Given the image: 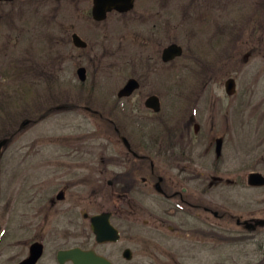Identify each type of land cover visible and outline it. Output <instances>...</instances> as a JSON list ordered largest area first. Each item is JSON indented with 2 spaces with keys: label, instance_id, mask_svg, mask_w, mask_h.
Returning <instances> with one entry per match:
<instances>
[{
  "label": "flooded vegetation",
  "instance_id": "af4514ba",
  "mask_svg": "<svg viewBox=\"0 0 264 264\" xmlns=\"http://www.w3.org/2000/svg\"><path fill=\"white\" fill-rule=\"evenodd\" d=\"M70 1L92 3L89 11L80 12L84 15H79L64 28L67 62H73L77 53L80 57L77 70L80 82L73 85L77 98L75 104L78 105L52 107L41 116L25 120L31 121L29 125H36L50 115L83 109L102 121L99 130L106 135L110 144L116 146L120 139L126 147V139L128 152L115 153L111 150L112 153H87L85 136L78 134L77 138H68L70 143L64 145L67 153L59 155L65 158V163L57 166L49 163L47 175H43V171L36 173L55 180L49 184L37 177L33 182V198L36 202L40 198L46 199L43 203L45 211L43 217L39 213L34 217V214L33 233L24 244L28 251H22L17 256V264L31 257L33 246H38L41 253L34 264H76L77 261L87 264L86 257L78 254L77 250L92 252L109 264H120L118 257L113 256L109 249L118 252V246L135 238L134 230L136 224L143 220L142 217L151 215L150 209L144 208L145 205L140 206L132 201V196L140 193H148V199L159 204V212L156 214L158 218L153 223V219H146L144 225L156 230L164 229L167 233L158 234L162 239L158 243L144 239L147 248L140 260L139 251L130 247L124 249L123 264H191L196 260L199 250L195 243V237L199 233V213L207 215L205 224L208 227L207 231L200 233L211 240L229 238L227 243L230 244L231 241H241L261 231L262 227H257L256 221L233 216L236 227H245V230L238 233L236 238L228 237L218 230L222 224H218L216 228V224L211 221L212 217L222 223L232 220L226 204L222 208H215V194L238 192L246 187L264 188L249 185L248 178L251 174L260 173L264 176V173L253 170L251 164L240 159L244 153L247 155L246 144H254L257 150L258 146L264 147V91L256 88L248 90L243 79L246 75L244 77L239 73L228 77L224 91L218 90L219 85L216 84L220 72L225 71L235 59L239 61L238 54L234 57L236 41H232V44L228 39L227 44H219L225 51L222 56L224 62H221L223 66L219 71L216 63L208 60L199 73L194 71V74L187 76L192 78V84L190 89L184 91L182 89L185 85L181 82L185 76L181 66H178V73L173 74L175 83L169 87L164 74L167 65L177 62L185 52L177 43L172 42L166 46L163 42L167 24L173 20V17L170 16L172 20L167 17L170 1L134 0L132 10H113L102 20L94 15V0ZM174 20L176 21L175 18ZM206 20L209 22V19ZM239 28L237 32L240 39L246 30L245 21ZM213 39L215 40L212 38L209 44L210 46L212 43L211 49L215 46ZM172 45L182 47V55L165 61V52ZM191 61H196L195 64L199 62L195 55L191 56ZM81 69L85 70L84 78L79 72ZM119 71L127 73V77L125 84L117 91L116 98L115 92L110 88L116 83L114 76ZM131 81H135L137 87L131 95L121 98L120 91ZM260 82L262 80L258 77L253 80L255 87ZM167 87L170 90L167 91ZM143 93L147 94L144 105L148 114L160 119L159 122H147L146 118L135 113L138 104L126 108L133 120L130 123L131 129L113 120L118 110L123 109L120 105L123 101H133ZM167 93L176 97L181 95L177 100L172 98V103H178L181 108L182 104L190 102L187 105L190 108H185V111L181 109L184 112L179 113L172 107L168 114H162L163 100ZM152 97L158 98V112L147 105ZM158 124L160 134L152 137L150 129ZM122 127L131 130V139L124 136ZM78 130L82 131V127ZM152 143L154 144L151 145ZM216 145L219 148L215 153ZM230 150L234 152L235 166H232L228 154ZM155 161L158 162V169ZM63 167L65 170L62 171ZM43 185H47V191L52 189L47 197L39 195ZM86 188H91L89 197ZM151 190L156 192L155 196L151 195ZM101 193L106 195L105 202L99 201ZM199 199L207 201L203 204L199 203ZM48 209L52 211L51 215L46 212ZM155 210L157 209H153ZM55 214L59 217L56 221L54 217H50ZM102 215L120 233V240L104 243L97 240L93 219ZM39 221H51L52 225L57 223L58 230L54 226L47 233L44 229L39 230ZM126 222L129 223L128 226H125ZM102 223L103 221L97 222L101 228ZM110 237L114 238L115 235L111 234ZM28 242L30 244L26 246Z\"/></svg>",
  "mask_w": 264,
  "mask_h": 264
},
{
  "label": "rangeland",
  "instance_id": "374dc122",
  "mask_svg": "<svg viewBox=\"0 0 264 264\" xmlns=\"http://www.w3.org/2000/svg\"><path fill=\"white\" fill-rule=\"evenodd\" d=\"M168 1H170V6H168L169 15L167 17L170 20L173 17V20L167 24L163 42L166 46L172 42L177 43L185 51L181 59L167 65L164 71L168 87L175 83L176 78L173 77V74L178 73V66L182 67L183 76H185L181 82L185 85L182 89L184 91L190 89L192 84V78L187 76L194 74V71L199 73L208 60H213L219 71L223 66L221 62H224L222 56L225 52L219 44H227L229 39V42L236 41L237 43L234 47L236 53L234 57L238 54L239 61L235 59L225 68V71L220 72L218 81H216V84L219 85L216 86L217 89L224 91L228 77L239 73L244 77L246 75L243 79H245L244 83H247L248 90L256 88L264 91V0ZM82 2L16 0L15 2L0 3V140L15 133L26 118L41 116L52 107L78 105L75 104L77 98L73 85H78L80 82L77 73L80 57L77 53L73 62H67L68 53L65 50L64 28L66 25L69 26L79 15L82 17L85 11H89L92 3L90 1ZM82 11L83 13L80 14ZM206 19H209V22H206L208 21ZM202 21L204 22L202 23ZM244 21L246 30L242 34V38L239 39L237 31ZM212 38H215L212 40L215 46L211 49L212 43L210 46L209 44ZM123 45L125 44L123 43ZM108 51L110 52V50ZM194 55L199 61L196 64V61H191V56ZM126 57L125 54L124 58ZM126 77L127 73L122 71L117 72L114 76L116 83L110 88L115 92L114 97L117 98V91L125 84ZM257 77L262 82L258 87H255L253 80ZM168 87L167 91L170 90ZM174 96L172 93L165 95L162 114H168L172 107H175L179 113L185 108V110L190 108L187 107L190 102L182 104L181 108L178 103H172V98L177 100V97L181 95ZM146 98L147 94L143 93L141 97H137L133 101H123L120 105L125 110L122 108L118 110L113 120L123 127L128 126L131 129L130 123L133 120L130 119L126 108L129 105L138 104L135 113L146 118L147 122H159L160 119L148 114L144 105ZM262 113L264 114V107ZM101 122L93 114L83 109L72 113L60 112L48 116L36 125H29L20 133L17 132L16 137L8 144L2 156L0 264H17L19 259L17 256L22 251L24 253L28 251L24 244L30 240L33 233V216L35 214L34 217H36L39 213L43 217L45 211H43V203L46 200L40 198L36 202L33 198V182L37 180V177H40L39 180H46L49 184L54 183L55 180L36 173L43 171V175H47L51 163L54 166L65 163V158H61L59 155L67 153L64 145L70 143L68 138H77L78 134L85 136L87 153H112L111 150L115 153L128 152L120 139L116 146L106 140V135L99 130ZM159 126L158 124L150 129L152 137L159 136ZM80 127H82V131L78 130ZM130 131L123 129L122 133L129 139ZM246 147L247 155L244 153L240 159L251 164L253 170H260L264 173V147L258 146V150L254 144L248 146L246 144ZM205 148H203V152ZM218 148L216 145L215 153L218 152ZM200 152L202 153V150ZM228 154L232 166H235L234 152L230 150ZM155 163L158 169V162L155 161ZM63 170H65L64 167ZM246 185L248 184L246 183ZM46 186L43 185L39 190L40 197H47L52 193V189L47 191ZM90 191L91 188H86L88 197ZM155 194L156 192L151 190V195L155 196ZM147 195L148 193H140L132 196L133 202L140 206L145 205L144 208H149L151 214L143 216V220L136 224L135 238L118 246L116 248L118 252L109 249L113 256L118 257L120 264L124 263L122 253L127 247L139 251L140 260L147 248V242L145 243L143 240L149 239L158 243L162 240L158 234L167 233L164 229L156 230L144 225L146 219H153L151 221L153 223L158 218L156 214L159 212L158 202L149 200ZM215 195V208H222V205L226 204V210L232 214V220L229 223H222L210 215L216 228H218V224H222V227L218 228L219 231H222L221 234L236 238L238 233L245 230V227H236L233 216L242 217L243 220L248 221L264 219V188L246 187L238 192L231 191ZM100 196L99 201L105 202V193H101ZM206 201V199H199V203L205 204ZM153 209L157 210L153 211ZM46 212L48 215L52 214L50 209ZM50 217H54L55 221L59 218L57 214ZM206 217L205 213H199V233L195 237V243L199 250H197L196 260L191 264H264V227L250 237L241 241H231L229 244L227 243L229 238H214L212 241L201 235L200 232L207 231L208 228L205 224ZM128 225L129 223L126 222L125 226ZM53 226L58 230L57 223L52 225L51 221L49 223L42 221L39 230L44 229L47 233L48 229L50 231ZM29 244L30 242L26 246Z\"/></svg>",
  "mask_w": 264,
  "mask_h": 264
},
{
  "label": "water",
  "instance_id": "95a60500",
  "mask_svg": "<svg viewBox=\"0 0 264 264\" xmlns=\"http://www.w3.org/2000/svg\"><path fill=\"white\" fill-rule=\"evenodd\" d=\"M0 1H4V0H0ZM133 1L134 0H95L94 15L97 19L102 20L107 16V13L112 10H118L121 12L130 11L133 8ZM180 55H182V48L177 45H172L166 50L164 58H165V61H170L176 56H180ZM84 71H85L84 69H81L79 71L82 78H84L83 77ZM136 87H137V84L135 81L129 82L127 86L121 91L120 97L131 95ZM147 105L150 108H153L157 112L160 111V104L158 102L157 97L150 98L147 101ZM29 124H30V121L24 122L22 125V128H26ZM124 142L128 146V142L126 139H124ZM8 143H9V139H4L0 141V158H1L2 149L6 147ZM249 183L252 186H264V176H262V174H259V173L251 174ZM94 223H95L94 230L96 234L98 235V240L105 242V241L112 239L111 237H109L110 233L107 230L101 229L100 227H98L99 224H97V222H94ZM257 225L264 226V220H259L257 222ZM249 226L253 227L252 225H249ZM116 239L117 238H115V240ZM39 252L40 250H38V246L32 247L31 258H29L28 260H26L25 262L21 264H34V262L39 258L41 254ZM82 256L86 257L87 264H89V262L93 264H109L108 262H106V260L96 257L93 253H86V255L83 254ZM77 264H83V263L79 262Z\"/></svg>",
  "mask_w": 264,
  "mask_h": 264
}]
</instances>
